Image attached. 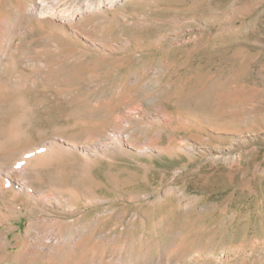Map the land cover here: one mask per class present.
I'll use <instances>...</instances> for the list:
<instances>
[{
    "label": "rangeland",
    "instance_id": "obj_1",
    "mask_svg": "<svg viewBox=\"0 0 264 264\" xmlns=\"http://www.w3.org/2000/svg\"><path fill=\"white\" fill-rule=\"evenodd\" d=\"M100 1L61 0L92 11L8 34L0 127L20 93L27 138L0 163L59 150L29 166V196L0 190V252L42 232L55 248L83 237L82 264H264V0Z\"/></svg>",
    "mask_w": 264,
    "mask_h": 264
},
{
    "label": "bare ground",
    "instance_id": "obj_2",
    "mask_svg": "<svg viewBox=\"0 0 264 264\" xmlns=\"http://www.w3.org/2000/svg\"><path fill=\"white\" fill-rule=\"evenodd\" d=\"M105 1L106 0H101L100 3L102 4ZM108 2L111 5H113L114 3H116V0H108ZM1 3L3 6H8L7 0L5 2L4 0H2ZM9 8H10V12L12 13L5 12L2 9V7L0 9V30H2L0 31V70H1V67L4 65L3 62L7 57V49L10 46L11 41H12L11 36H8V34L10 31L12 33L13 31H16L18 20L21 17H26L30 15L32 17H35L40 22H50L51 24L57 25L58 21L60 22L61 20H64V21L66 20L72 23L77 18V15L79 13L81 15H85L92 11L91 8L85 7L84 10L80 9L82 11L78 13L75 11L76 9L70 10L65 6H62L61 0H30V2H23L19 0V1L13 2ZM17 88L18 89H16L15 91L19 90V87ZM11 91H12V88H10L7 84L5 83L0 84L1 93L7 95ZM13 98L17 102L16 104L13 103V105L15 106V110L17 111L18 109V111L19 110L21 111H19V113L12 120H10L6 126L0 127V154H4L5 156L8 155L10 152H12L11 144L15 142L22 143L26 141L25 139L27 138V134L23 129V122L28 116L27 115L28 109L25 107L27 105L26 100L20 93H17V92H16V96H14ZM11 100L9 99V101ZM2 101L4 100L2 99ZM58 148L59 147H57V142L51 141L47 143L45 142L42 145H38L37 147L31 150L29 148L30 151H25V150L23 152L20 151L21 155L19 159L17 158L18 161L16 162L19 165H21V168L19 169L9 166L7 164L8 162L0 163V190L4 192L13 190L15 194L17 195L18 194L28 195L29 191H27L28 190L27 187H32L30 186V183L26 180L27 175H28L29 166L31 164L32 166H39L44 163L46 164L51 157H53L55 154L56 155L58 154L57 153ZM47 154L48 155L51 154L53 156L50 155L48 159L46 158ZM1 218L3 217L1 216ZM9 223H10V226H12L13 219H11ZM0 226H1V221H0ZM51 232L52 234H55L56 230L55 232L54 230H51ZM6 237H7V234H6ZM44 237H45L44 233L39 232L37 236H34V241H33L34 245L24 244L23 248L19 249V251L15 253L13 251L3 250V252H0V259L3 260L7 258L8 256L12 255L14 259L24 264L28 262L33 257L34 254L42 250L46 252V255L67 259L73 254V252L76 250V248H78V246L84 250L83 252H80L78 254L79 255L78 260H76L74 264H82L88 256L87 248L89 247L88 245H82L85 242L83 237H80L79 239L74 238V237L64 238V239L59 238L57 242L62 245L61 247L59 246L60 248H55V246L53 247L54 243L52 245H48V241ZM4 238L5 236L3 235V229L0 227V246H4L3 245ZM26 239L28 240V238H25V242H26ZM141 252L139 251L135 252V255L133 256L135 260L143 256V253ZM69 259L72 260L73 258L72 259L69 258ZM130 262H119V263L112 262L110 264H132L133 260Z\"/></svg>",
    "mask_w": 264,
    "mask_h": 264
}]
</instances>
